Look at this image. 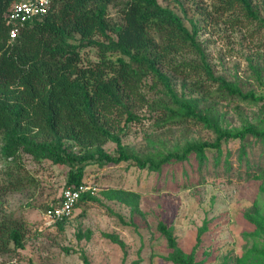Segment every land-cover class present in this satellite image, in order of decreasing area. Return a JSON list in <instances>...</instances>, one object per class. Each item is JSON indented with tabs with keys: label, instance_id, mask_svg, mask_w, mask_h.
Segmentation results:
<instances>
[{
	"label": "trees",
	"instance_id": "obj_1",
	"mask_svg": "<svg viewBox=\"0 0 264 264\" xmlns=\"http://www.w3.org/2000/svg\"><path fill=\"white\" fill-rule=\"evenodd\" d=\"M162 1L167 4L159 0H53L45 17L28 21L18 37L9 41L6 14L12 0H0V255L23 248L22 230L3 208L9 195L36 185L21 163L22 155L35 163L67 167L66 189L84 183L91 165L126 164L159 175L193 157L200 170L208 152L215 153L218 164L223 144L237 141V161L245 165L244 175L260 182L258 195L245 214L254 248L244 257L264 264V95L244 91L235 80L215 75L198 40L196 19L209 13L202 8L207 5L211 15L229 14L233 24L247 20L264 30V16L255 0ZM261 4L264 7V0ZM255 73L258 77L259 71ZM223 102L234 105L239 127L220 125L216 108ZM244 107L257 111L247 117ZM140 112L145 114L140 117ZM143 121L167 131L203 126L214 139L167 148L160 139L155 142L146 137L147 148L139 154L122 139L130 126ZM108 143L115 145L111 153L104 149ZM256 147L261 149L259 157L250 161ZM230 156L228 151L224 158L229 169ZM96 195L83 194L75 210L82 203L98 204L125 224ZM101 196L126 206L131 216L141 213L135 192L109 189ZM67 221L53 227L62 231ZM157 230L170 250L171 263L196 264L178 247L170 229L159 223ZM105 236L123 246L114 235ZM81 260L91 264L84 255Z\"/></svg>",
	"mask_w": 264,
	"mask_h": 264
},
{
	"label": "rangeland",
	"instance_id": "obj_2",
	"mask_svg": "<svg viewBox=\"0 0 264 264\" xmlns=\"http://www.w3.org/2000/svg\"><path fill=\"white\" fill-rule=\"evenodd\" d=\"M159 2L163 6L167 4ZM261 2L255 0L263 17ZM202 8L209 13L196 16L200 28L198 40L215 75L235 80L244 91L264 95V30L247 20L233 24L231 15L218 17L211 15L207 5ZM185 25L191 29L188 22ZM255 71H259L258 77ZM233 107L223 102L216 108L220 125L225 129L240 126ZM244 108L247 117H251L252 110L257 111ZM144 114L138 113L140 117ZM146 137L155 142L160 139L167 148L191 140L214 139L213 133L203 126L167 131L156 130L152 123L143 121L130 126L122 142L142 154L147 148ZM239 146L237 141L223 144L218 164L215 153L208 152V161L200 170L193 157L159 175L126 164L103 168L91 165L86 168L84 181L99 189L96 197L120 215L125 224L111 216L106 207L82 203L62 231L53 226L44 227L42 213L60 197L68 168L49 162L35 163L22 155L21 163L35 178L36 185L9 195L4 202L5 212L17 221L25 238L22 249L0 255V264H83V255L91 264H173L166 241L157 230L159 223L172 231L178 247L185 255H191L196 264H255L251 258L244 257L247 250L254 248L249 238L252 227L245 214L258 195L260 182L244 175L245 165L239 166L237 161ZM114 148L112 143L104 146L109 153ZM228 151L231 169L224 163ZM260 151V147L254 148L250 161L257 160ZM109 189L137 193L141 213L131 216L126 206L103 200L101 192ZM106 234L114 235L124 247Z\"/></svg>",
	"mask_w": 264,
	"mask_h": 264
},
{
	"label": "built area",
	"instance_id": "obj_3",
	"mask_svg": "<svg viewBox=\"0 0 264 264\" xmlns=\"http://www.w3.org/2000/svg\"><path fill=\"white\" fill-rule=\"evenodd\" d=\"M53 0H12L6 14V26L9 27V41L15 40L24 25L48 14ZM99 189L92 183L84 182L75 188H66L55 203L42 213L43 226L52 227L55 223L72 218L75 207L83 194L96 195Z\"/></svg>",
	"mask_w": 264,
	"mask_h": 264
},
{
	"label": "clouds",
	"instance_id": "obj_4",
	"mask_svg": "<svg viewBox=\"0 0 264 264\" xmlns=\"http://www.w3.org/2000/svg\"><path fill=\"white\" fill-rule=\"evenodd\" d=\"M12 4V3H11ZM45 17V16H44ZM43 18V17H42Z\"/></svg>",
	"mask_w": 264,
	"mask_h": 264
}]
</instances>
